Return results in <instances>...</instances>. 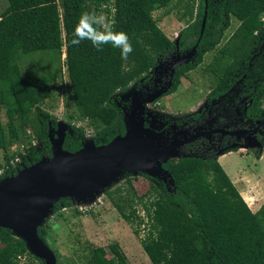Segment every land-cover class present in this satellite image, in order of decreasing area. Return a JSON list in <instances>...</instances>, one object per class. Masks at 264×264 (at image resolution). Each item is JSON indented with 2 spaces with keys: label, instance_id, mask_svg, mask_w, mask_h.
Here are the masks:
<instances>
[{
  "label": "trees",
  "instance_id": "16d2710c",
  "mask_svg": "<svg viewBox=\"0 0 264 264\" xmlns=\"http://www.w3.org/2000/svg\"><path fill=\"white\" fill-rule=\"evenodd\" d=\"M7 1L0 13V150L4 163L14 155L10 147L26 139L27 156H22L26 165L50 150L49 124L56 127L57 120L42 103L54 94L52 84L60 76L63 48L73 103L78 118L92 127L94 145L106 144L126 132L123 112L114 99L118 90H126L158 61H171L189 52L188 61L175 67L168 93L202 63L207 52L216 49L206 66L215 88L234 87L239 98L251 100L247 114L253 120L264 117V0ZM180 5L183 11L177 16L185 26L178 38L185 50L176 53L174 41L152 13L160 7L178 9ZM86 10L106 11L109 19H115L116 30L127 32L133 45L127 59L111 45L97 51L89 41L71 44L74 26ZM232 18L238 25L226 37ZM24 56L44 59L45 72L23 75L19 61ZM236 69L238 76L234 75ZM222 91L215 90L211 96ZM27 129L37 140L36 146L30 145ZM83 139V129L77 127L67 132L62 148L75 152ZM258 140L264 148V135ZM162 167L172 182L154 178V185L142 194H136L130 185L125 190L116 186L104 191L136 235L141 224L147 226L140 244L152 264H264V202L252 211L216 156L185 154L166 160ZM15 173L10 169L5 175ZM126 181L130 183L129 178ZM67 203L68 198H61L53 208ZM136 205H141L143 216ZM38 232L48 245L46 227L39 226ZM50 248L56 264H130L117 242L108 246L111 256L104 246H90L77 261H67ZM23 257L41 261L20 238L0 227V264H19Z\"/></svg>",
  "mask_w": 264,
  "mask_h": 264
},
{
  "label": "rangeland",
  "instance_id": "374dc122",
  "mask_svg": "<svg viewBox=\"0 0 264 264\" xmlns=\"http://www.w3.org/2000/svg\"><path fill=\"white\" fill-rule=\"evenodd\" d=\"M7 4V0H0V13L5 9ZM182 11L183 7L180 5L178 9L174 7H160L152 13L161 30L174 42L178 41V33L185 26V22L177 16ZM101 12L107 16L106 11ZM237 25L238 21L232 18L231 24L226 31V37L232 33ZM215 51L216 49L207 52L201 64L195 69L190 70L187 75L181 77L180 84L175 91L168 94L162 93L152 101H145L143 103V111L139 110L136 105L142 99L141 97H135L136 91L130 93L127 100L124 96L122 102H125L126 107L122 110L123 115L133 110L135 115H141L143 126L160 133V130L167 124V121L181 120L190 115V112L199 109L200 103L208 95L210 88H215V79L206 71V66L214 56ZM44 56L47 57L45 54L42 55V57ZM64 58L65 53L63 48L60 76L52 84L54 94L42 103V107L55 116L56 122L64 123L67 131L73 132L75 128L81 127L83 129V142L89 143L93 138L94 131L86 120L78 118V113L68 87L69 79ZM38 59V56L22 57L19 61L22 74L44 73V59L42 61ZM162 61V71H170L171 65H169V62L171 61ZM238 74L239 69H236L234 75L238 76ZM1 76L4 77V74L1 73ZM148 111H151V114H148ZM1 118L3 122L6 121L4 110L1 111ZM26 134L28 135L27 132ZM21 145L25 148L28 145L27 139L23 142H16L10 147L9 151L14 153L13 150L19 149ZM230 149L227 150L226 148L222 150L223 153H230L226 154L219 161L226 173L229 176H234L236 175L235 172L243 170V173L245 172L246 174L243 180L249 185L259 184V182H262L264 185V148L247 149L236 144L230 147ZM52 156L53 152L50 147V150L42 154L37 161L51 159ZM177 157L178 151L176 149L169 158ZM4 162V152L0 150V165ZM143 174L138 173L137 175H133L126 173L118 181L114 182L109 189L112 190L116 186H122L123 190H125L124 188L130 185L136 194H142L155 183L153 181L154 178ZM128 178L131 184L126 183ZM262 196H264V193ZM100 197L95 204L89 203L90 205L88 204L89 207L86 210L79 212L74 210V199L71 197H61L68 198V203L60 204L58 209L52 207L41 224V226L46 227L48 246L54 248L65 260L77 261L87 252L90 246H104L108 250L109 244L117 242L126 254L130 264H152L140 244V238L147 231L145 223L140 225L139 234L136 235L133 232L132 226L122 219L105 193H102ZM136 208L137 213L143 216L141 205H136ZM108 256H111L109 250ZM40 260L39 262L23 257L20 259L19 264H45L44 260Z\"/></svg>",
  "mask_w": 264,
  "mask_h": 264
},
{
  "label": "water",
  "instance_id": "95a60500",
  "mask_svg": "<svg viewBox=\"0 0 264 264\" xmlns=\"http://www.w3.org/2000/svg\"><path fill=\"white\" fill-rule=\"evenodd\" d=\"M191 55L192 52L177 55L169 62L170 78L164 86L138 101L139 110H144L145 101H152L171 88L175 67L187 62ZM162 64V61L159 62L155 68ZM123 119L126 126L124 135H118L102 145H94L92 140L83 142L75 152L62 148L66 125L56 122V127H52L49 124L52 158L26 165L0 180V227L9 229L12 235L20 238L28 252L44 260L45 264H56V257L40 236L38 227L61 197H71L74 204L93 203L126 173H144L165 182L170 178L172 182L162 163L171 159L169 157L176 151L179 141L173 139L166 143L161 133L143 126L141 115H135L133 110L125 113ZM241 147L263 148L257 139L241 144Z\"/></svg>",
  "mask_w": 264,
  "mask_h": 264
},
{
  "label": "flooded vegetation",
  "instance_id": "af4514ba",
  "mask_svg": "<svg viewBox=\"0 0 264 264\" xmlns=\"http://www.w3.org/2000/svg\"><path fill=\"white\" fill-rule=\"evenodd\" d=\"M174 43L176 53L185 50L181 49L179 38L177 43ZM161 61H158V63ZM158 63L139 80L130 83L126 90L116 92L114 99L121 110L126 107L125 102H122L124 96L127 100L128 95L136 91V96L133 95L143 98L147 93L158 90L167 82L170 78V72H163V66L155 68ZM215 90L223 91L211 96ZM165 94H168V91ZM204 100L200 103L199 109L190 112V115L181 120L167 121V124L160 130L166 143H170L173 139L179 141L177 158L185 154L195 156L214 155L217 157L218 153H223L222 150L226 148L231 150L230 147L236 144L241 146V144H246L252 140L255 142V139L258 140L264 135V117L253 120L251 115L247 114L251 100L239 98L238 91L234 87L225 90L224 88H210ZM239 130L248 132H236ZM194 135L197 136L192 138Z\"/></svg>",
  "mask_w": 264,
  "mask_h": 264
},
{
  "label": "clouds",
  "instance_id": "9594fccd",
  "mask_svg": "<svg viewBox=\"0 0 264 264\" xmlns=\"http://www.w3.org/2000/svg\"><path fill=\"white\" fill-rule=\"evenodd\" d=\"M89 41L97 51H103L105 45L120 49L122 59L133 52L132 42L124 30H116L115 19H109L103 12L82 11L74 26L71 44L76 46Z\"/></svg>",
  "mask_w": 264,
  "mask_h": 264
},
{
  "label": "crops",
  "instance_id": "0c3cea01",
  "mask_svg": "<svg viewBox=\"0 0 264 264\" xmlns=\"http://www.w3.org/2000/svg\"><path fill=\"white\" fill-rule=\"evenodd\" d=\"M230 152L221 153L218 155V161H221V159ZM262 153V152H261ZM262 156V155H261ZM261 158V157H260ZM260 160V159H259ZM220 163V162H219ZM236 175H228L233 182V184L236 186L246 203L248 204L249 208L252 211H257L259 207L264 202V185L262 182H259V184L249 185L247 182H245L243 179H245L246 174L243 173V170L235 172ZM261 187V188H260Z\"/></svg>",
  "mask_w": 264,
  "mask_h": 264
},
{
  "label": "built area",
  "instance_id": "2783aa9c",
  "mask_svg": "<svg viewBox=\"0 0 264 264\" xmlns=\"http://www.w3.org/2000/svg\"><path fill=\"white\" fill-rule=\"evenodd\" d=\"M262 20L264 22V16L262 17ZM27 133L30 136V145L36 146L37 140L34 138L31 130L27 129ZM27 147H29V144L25 148H24V146L21 145V147L19 149L13 150L14 155H13V157L10 158L9 163H3L2 165H0V180L2 178H4V176L5 177L7 176V175H5L7 170L14 169L17 172L19 169L26 166V164L22 160V156H27V154H26L27 153V150H26ZM100 198L101 197L98 196L96 198V200L93 202V204H95L96 201H98ZM73 207L79 209L80 211H84L89 206H88V204H73Z\"/></svg>",
  "mask_w": 264,
  "mask_h": 264
}]
</instances>
